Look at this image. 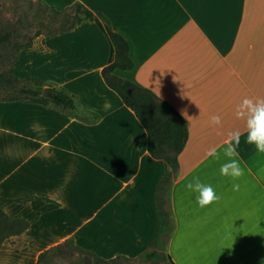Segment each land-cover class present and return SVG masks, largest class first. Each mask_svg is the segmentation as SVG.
Returning a JSON list of instances; mask_svg holds the SVG:
<instances>
[{"label": "crops", "instance_id": "obj_1", "mask_svg": "<svg viewBox=\"0 0 264 264\" xmlns=\"http://www.w3.org/2000/svg\"><path fill=\"white\" fill-rule=\"evenodd\" d=\"M81 2L94 13L74 29L38 35L14 73L63 87L73 108L0 101V198L29 226L0 245V264H39L65 242L108 260L151 247L161 220L158 186L169 171L175 264H264V154L244 142L235 116L245 98H264V0H43ZM108 30L123 35L134 67L115 72L172 104L188 127L179 167L156 150L134 110L105 81L115 59ZM221 117V126L210 123ZM245 175L238 191L206 156L227 134ZM155 154L157 156H155ZM199 177L218 203L200 208L186 184ZM26 197L47 199L39 208Z\"/></svg>", "mask_w": 264, "mask_h": 264}, {"label": "trees", "instance_id": "obj_2", "mask_svg": "<svg viewBox=\"0 0 264 264\" xmlns=\"http://www.w3.org/2000/svg\"><path fill=\"white\" fill-rule=\"evenodd\" d=\"M41 5L42 27L36 31L27 41L15 49L11 64L5 70L0 66V101L21 100L30 103H40L46 106H61L65 109L73 108L77 103L76 96L52 83L27 77L21 78L14 73L13 63L21 48L29 46L38 35L56 36L68 32L84 21L94 20V13L83 3L76 2L63 9L43 1L37 0ZM1 6V3H0ZM22 29V27H20ZM110 39L115 49L114 61L104 67L102 74L106 83L113 88L123 99L124 103L136 113L144 125L150 140L156 145L157 152L167 159L174 170L179 167V154L183 150L188 139V127L184 117L169 102L160 98L149 88L140 86L135 82L122 78L116 74V70H129L134 67V61L130 56V47L127 39L118 32L108 30ZM11 31L0 33V46L9 42ZM20 36L19 34L17 37ZM19 90L22 96L12 93ZM44 91L47 93L44 94ZM2 92H8L1 97ZM155 156H157L155 154ZM171 184V172L165 174L157 190V208L161 220L160 229L152 241L151 247L144 251L140 257L147 259L165 258L161 264H175L165 248L167 247L171 233L173 232V220L169 203V189ZM20 200H32L37 209L47 199L26 197ZM10 202L9 199L0 198V245L11 236L20 234L28 228L29 222L21 217L11 218L4 211V207ZM65 249L66 252H63ZM71 251L85 252L98 260L119 264L129 258L118 256L112 259H102L97 255L84 251L77 247L72 240L54 247L41 255L39 264H50L53 257L62 255L67 258L72 256ZM69 254V256H67Z\"/></svg>", "mask_w": 264, "mask_h": 264}, {"label": "clouds", "instance_id": "obj_3", "mask_svg": "<svg viewBox=\"0 0 264 264\" xmlns=\"http://www.w3.org/2000/svg\"><path fill=\"white\" fill-rule=\"evenodd\" d=\"M235 116L238 120L244 121V132H246L244 142L253 145L257 153L264 154V98L245 97L236 106ZM210 123L214 127L221 126V117L212 115ZM242 135L244 133L240 130L229 132L223 142L222 151L213 147L206 152V156L214 161L224 160L220 167V174L233 182L232 189L234 191H238L240 187L239 183H235V181L245 175L238 159ZM186 188L197 194L196 203L200 208H207L221 200V196L217 195L214 188L210 184L201 182L199 177H193L186 184Z\"/></svg>", "mask_w": 264, "mask_h": 264}, {"label": "rangeland", "instance_id": "obj_4", "mask_svg": "<svg viewBox=\"0 0 264 264\" xmlns=\"http://www.w3.org/2000/svg\"><path fill=\"white\" fill-rule=\"evenodd\" d=\"M0 3V33L5 34L8 31L12 33L9 42L0 46V66L5 70L12 62L15 49L33 36L42 27L43 22L39 13L41 5L37 0H0ZM18 34L20 36L17 37ZM12 93L22 96L17 89L12 90ZM7 94L8 92H2L1 97ZM66 250L63 252H66ZM165 251L168 252L167 247ZM60 254L54 256L50 264H114L113 262L98 260L94 256L81 251H71L69 254L72 256L67 258ZM164 261L165 258L147 259L138 257L122 260L119 264H161Z\"/></svg>", "mask_w": 264, "mask_h": 264}, {"label": "water", "instance_id": "obj_5", "mask_svg": "<svg viewBox=\"0 0 264 264\" xmlns=\"http://www.w3.org/2000/svg\"><path fill=\"white\" fill-rule=\"evenodd\" d=\"M47 92L46 91H44V94H46Z\"/></svg>", "mask_w": 264, "mask_h": 264}]
</instances>
